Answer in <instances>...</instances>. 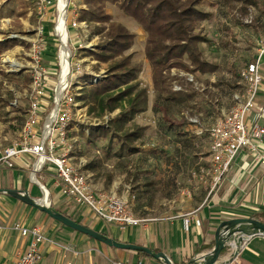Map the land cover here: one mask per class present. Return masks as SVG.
<instances>
[{"label":"crops","instance_id":"crops-1","mask_svg":"<svg viewBox=\"0 0 264 264\" xmlns=\"http://www.w3.org/2000/svg\"><path fill=\"white\" fill-rule=\"evenodd\" d=\"M19 7L15 8V0H0V44L2 45L0 47V89L7 87L8 91H13V88L10 87V82L14 85L16 84L17 86L15 85V87H30V85H26L23 77L26 75L31 76V70H29L32 64L30 56L31 44L25 40L13 38L11 35L21 33L20 36L27 37L31 33V28L33 27L31 19L32 11H19ZM22 14L24 15L22 16ZM42 17L44 19L45 15ZM45 28H48V26ZM259 47L252 57L255 60ZM19 66L22 70H12ZM149 68L151 70L150 65ZM21 72L24 75L20 79H13L14 76L19 75ZM229 74L230 81H220L219 87L226 85L228 89L233 91L232 104L230 106L232 108L234 105V95L243 92L245 83L240 76L237 77L230 72ZM261 74L262 84L257 99V106L250 114L249 122L264 126V67H262ZM152 76L150 83L153 84ZM212 77L213 75L204 76L203 79L199 80L194 77L195 88L203 95V98L205 93L211 95L209 87L212 86L210 80ZM206 80L209 82V85L206 84ZM190 84L192 83H186V85ZM2 85L3 87H1ZM3 92L4 90H0V107L4 102L2 100L7 96ZM24 94L29 99V91ZM205 101L207 100L205 99ZM16 102L18 101L16 100ZM207 102L208 104H213L209 103V100ZM8 107L12 115L16 111L15 109L18 108V106L12 104ZM207 107L212 110L211 116L215 112H218V107L215 104ZM188 113L190 117H197V115ZM203 115L199 114V123L195 124L189 120L187 115L183 114L186 124L184 133H191L189 134L190 137H188L189 140L185 136L180 137L175 136L173 133L169 134L174 136L177 144H183V148L185 146L192 147V151H179L182 147L178 145L176 153L174 152L169 157L167 164L162 166H159V163L162 161L156 153L157 157L154 158L158 162V167L153 170L139 168L137 177L132 185L130 183L132 180H130L121 183L122 185L115 183L112 187L110 186L105 190L101 188V185L95 183L93 174L90 176V181L97 191L116 192L123 197H129L131 194L135 195L137 197L136 200L131 202L133 214L137 218L148 220L141 226L127 228L125 232L121 231L122 233L115 232V230L104 232L110 238L121 243L145 247L155 253H164L173 264H187L197 256L208 254L214 249L216 231L222 222L239 218H252L254 215L264 213V165L255 162L249 154H241L219 187L211 192V178L208 175L205 176L200 173L203 168L208 169L210 167V140H208V144L206 143L204 147L197 144L193 137L209 136V130L225 115L208 125L204 122ZM27 117L28 113L26 119ZM179 123L183 124L184 121L180 120ZM157 128L159 130L158 126ZM159 133L163 134L160 131ZM14 142L6 147L12 145ZM71 142H73L72 139ZM2 149L0 148V150ZM152 156H155L154 152H152ZM74 161L76 160L74 159ZM26 163L33 164L34 160L25 157V159L18 161L15 169H12L17 170L15 174L16 178L8 175L7 178L10 179H6L8 184H5V181L2 180L4 183L0 185V189L27 192L25 186L23 187V181L29 178L33 184L34 182L32 181V171L28 170L29 167L25 166ZM196 173L198 174L197 177H195ZM41 174L46 175V177L44 176L45 183L39 182L38 187H40V184L46 188L50 185L52 191H55L52 187L53 182L56 180V174L50 171H45ZM149 175H151V178H148ZM40 179L43 178L40 177ZM39 189L41 194H43L41 187ZM58 194L61 196L60 193ZM4 195H0V225L4 228L0 230V264H17L19 257L29 246L27 239H23L12 230L13 224L17 222L24 224L26 227L45 224L50 229L56 230L59 236L73 237L75 241L83 244V249H81L83 254L81 259L84 260L83 264H112L117 261L129 264H136L140 261L161 264L153 258L141 256L138 252L118 250L106 245L101 246L99 243H95L98 244L95 245L92 243L95 241L86 236L79 235L77 232V235L73 236L71 233L65 231L69 230L67 227H63L62 231L54 225H58V222L56 223L45 218L48 215L8 195V197H3ZM31 197L39 199V197ZM56 202L57 200L54 199L49 204L56 206ZM59 210L65 212L62 209ZM85 212L88 213L90 211L85 209ZM187 218L191 220L188 229L185 225ZM76 220L95 231L103 232V227L99 229L103 222L92 225L91 220L85 215L77 217ZM197 221L200 222V226L197 225ZM114 227L119 228L117 226ZM44 233L46 234L45 231ZM243 241H246V247L234 261L230 262L234 252L230 248H227L222 253L219 264H264V236L244 238ZM56 251L59 252L55 247L46 245L44 247L45 257L42 264H64L63 260L61 263L60 259H58L59 257H56ZM93 253H97L98 255H92Z\"/></svg>","mask_w":264,"mask_h":264},{"label":"rangeland","instance_id":"rangeland-1","mask_svg":"<svg viewBox=\"0 0 264 264\" xmlns=\"http://www.w3.org/2000/svg\"><path fill=\"white\" fill-rule=\"evenodd\" d=\"M45 1L46 4L45 8L43 9L44 13L40 14L38 8L39 3H41L42 0H15V8L17 9V7L20 6L18 8L19 11L25 10L26 7V11H32L31 19L33 27L31 28V33L28 34L27 37L20 36L21 33L12 34L11 37L25 40L27 43L31 44V47L34 42L39 41L42 47L45 49L42 55L41 63L43 67H45V69L49 72L47 74L46 81L48 83L47 93L50 99L46 100L45 102L46 110L49 112L54 105L56 86L59 84L58 77L61 73L60 50L62 44L61 39L56 33V26L59 18V0ZM255 1L258 3V6L248 7L247 11H249V15L247 14L246 16H243V14L240 12L243 11L242 7L244 4L239 0H202L199 5L201 10L212 14L211 19L203 22L197 31L202 35V37L210 41L209 43L207 42L201 45L203 48L204 58L212 60L220 67L218 73L213 75V77L210 79L212 83V86L209 87L211 89V95H207V93H205L206 96L204 95V98L201 97V99H206L207 101L209 100V103H213L218 107V112H215L213 116L208 117L203 115V120L205 123H207V125L213 123L215 120L225 115L232 104L233 91L228 89L226 85H222L220 87L217 86L219 82L230 81V74L228 70H230L231 66H234L237 71L246 66L253 59L252 57L256 52V49L264 43V0ZM83 3L84 0H68L66 10L67 40L71 55L69 60L71 70V74L69 76V85H71V92L74 94H77L80 88L85 85V82L83 81L85 73L92 75L93 81L97 82L106 76L108 68V65L99 63L93 57L84 56L85 49L94 51L98 45L103 43V39L101 36H95L92 33V28L86 22L79 21L80 11L87 8ZM105 11L111 15L114 23L125 26L131 33L136 35L132 49L126 54H133V63L142 67V74L140 75L139 80L142 87L147 89L149 94V110L146 113L138 116L134 121V124L136 125L147 127L145 134L146 144L139 145V152L137 154L124 157L122 159L114 157V153L116 151H113V154L110 158L106 157L105 151L103 149V143H100L96 146L89 145L87 144L86 139L83 137V133H81H88L89 128L94 129L95 127L107 125L109 120L114 118L119 113V111L113 114H108L103 118H97L96 116L89 114L88 107L83 106L80 103L74 112L73 124L70 128V137L73 141L71 142V145L74 146L73 150L75 154H71V156L76 160V163H79L82 159V162L80 163H82L85 173H87L89 177L93 174L94 177H92L93 180H95V183L101 185L102 189L107 190L115 183L122 185L121 183L130 180H132L130 182L132 185L134 183L133 181H135L137 177L138 169L141 167L143 169L150 170L158 167V162L154 157L160 156V160L162 162L159 163V166H162L167 164L169 157L173 155L175 151H177L176 147H178V145L182 147V149L180 147L181 150L179 151L185 152L192 151V147L185 146L183 148V144H177L175 142L173 135L168 136L159 133L157 128L159 120L158 118L163 117V115L167 116V113L168 116H171L172 113L175 112V109L168 111L169 109L164 101H157L158 95L153 89V84L150 83V79L153 74L151 73L152 71L149 68L145 56V45L147 38L146 32L135 19L124 14L116 6L108 4ZM44 15L45 17L42 19V16ZM73 19H78L79 29H73L70 27ZM239 24H242V26ZM46 26H48V28H45ZM43 27L44 32L40 34L39 32ZM75 65L81 66V72L74 70L73 67ZM32 66H34L33 60L29 68L31 71ZM96 67L98 68V71H96ZM12 70L18 71L22 69L19 66ZM171 73L172 77L177 78L176 80L172 81L173 88L175 85L183 87V85L188 82V77L185 76L187 74L186 72L173 69ZM181 78L183 79L180 80ZM10 85L9 86L13 88L12 90L14 92L8 91L7 87L0 89L1 91L4 90L3 93L7 95L5 99L3 98L4 100L2 101L4 102L0 107V148H5L7 145L17 141L20 138L19 134H21L23 122L26 120V115L29 109L28 106L30 104L29 99L26 98L24 94L27 91H30V87H15L16 84L14 85L11 82ZM1 87H3V85ZM16 100L18 102H16ZM10 104L18 106L20 110H18V108L15 109L16 111L12 115V112H10L8 107ZM157 105L163 111V114H160L159 117L153 112V107ZM207 106H209V104ZM207 106H204V109H207ZM207 110H210V108ZM188 112L189 111H184L183 114L187 115V117L191 119L200 118L199 114H197V117H190L188 116ZM181 115L178 116L177 120H182ZM153 150L155 151V156H152ZM92 164H95L96 167H89ZM28 170L33 171V169L30 167ZM16 173L17 170L6 171L4 169H0V185L4 183L2 180L5 181V184H8V181H6V179H8V175H12V178H16ZM38 175L39 176H36L37 181L32 180L34 184L29 180V178L24 180L23 187L25 186V189L31 194V196L39 197L41 200L44 198L45 194L44 192V195L41 194L39 189L40 187H38L39 184L37 183L40 182L44 184V176L46 177V175ZM40 177L43 179H40ZM148 178H151V175H149ZM47 188L49 189V193H51L45 196L48 199V204L56 199V207L64 210L66 213H69V215H71L73 218L76 219L77 217L85 215L91 220L92 225H94V223H100L94 214L90 212L86 213L83 207L71 203L66 200V198L59 196V192L57 190L52 191L50 185L47 186ZM5 196L8 197L7 195H4L3 197ZM45 218L56 222L49 216H45ZM54 225L63 231V226H58L60 224ZM39 226L54 242L61 245H74L73 247L77 251L82 252L81 249H83V244L75 241L73 237L62 235L59 236L56 230L54 231L50 229V227L45 224H41ZM102 227L103 232H111V230H115V232L122 233L127 230H121L105 223H102L99 229H102ZM65 231L67 233H71L73 236L77 235L76 232H72V230ZM92 243H99V245L105 246L104 244L96 241ZM92 255L98 254L93 253ZM56 257H59L58 259H60L62 263V254L60 252H57ZM81 258L82 257L77 258L78 260H74H77V264H83L84 260Z\"/></svg>","mask_w":264,"mask_h":264},{"label":"trees","instance_id":"trees-1","mask_svg":"<svg viewBox=\"0 0 264 264\" xmlns=\"http://www.w3.org/2000/svg\"><path fill=\"white\" fill-rule=\"evenodd\" d=\"M201 1L84 0L83 4L87 8L80 11L79 21L86 22L92 28V33L103 39V43L94 51L85 49L84 56L93 57L99 63L108 65V68L106 76L97 82L93 81V76L89 73L84 74L85 85L78 91L77 102L88 107L89 114L97 118L119 111L107 125L89 128L88 133L81 132L87 144L96 146L103 143L106 157L110 158L113 151H116L114 157L118 159L137 154L139 145L146 144L147 127L136 125L134 121L149 110V94L139 80L142 67L133 63V54H126L132 49L136 35L125 26L113 22L111 15L105 11L108 4L116 6L124 14L135 19L147 34L145 56L152 70L153 89L158 95L157 101H164L168 111L175 109L171 116L167 113V116L159 117L163 114L162 109L158 105L153 107L154 114L159 117V131L168 136L170 133L175 136H185L189 140L191 133H184L186 124L183 112L211 116L212 110H207L209 107L204 109L208 103L201 99L203 95L196 90L195 85L185 84L182 90L177 92L172 86V81L177 78L171 75L173 69H178L199 80L219 71L218 64L204 58L201 45L210 41L197 32L201 24L212 17L211 13L200 9ZM239 1L244 4L243 11H240L243 16L249 15L248 7L258 6L255 0ZM26 8L23 11H26ZM239 25L242 26V24ZM0 47H2L1 44ZM254 61L255 59H252L238 71L231 66L229 72L238 77L241 70ZM95 69L98 71L97 67ZM22 75H24L23 72L14 76L13 79H20ZM23 78L26 85L32 84L30 75ZM206 84L209 85L207 80ZM48 99L50 98L46 100ZM180 115L184 121L183 124L177 120ZM208 138V135L193 137L197 144L204 147L210 140ZM152 152L155 153L154 150ZM89 167L94 168L96 165L92 164ZM52 208L82 224L71 215L57 209L54 204ZM252 218L264 224V213L254 215ZM100 233L109 237L104 232ZM225 251L226 249L223 252ZM139 254L151 258L145 253L139 252Z\"/></svg>","mask_w":264,"mask_h":264},{"label":"built area","instance_id":"built-area-1","mask_svg":"<svg viewBox=\"0 0 264 264\" xmlns=\"http://www.w3.org/2000/svg\"><path fill=\"white\" fill-rule=\"evenodd\" d=\"M45 4V0L39 3L40 14L44 13ZM70 26L79 29L78 19H73ZM43 32L44 27L39 33ZM44 50L39 41L34 42L30 48L34 66L31 71L32 84L29 91L28 117L23 125L20 138L12 145L0 150V168L12 170L15 169L18 161L25 157L32 158L33 164H25L33 169L32 180L33 176L36 178L38 174L45 171L54 172L56 180L52 188L69 202L88 209L100 222L117 226L121 230L141 226L148 220L137 218L133 214L131 202L137 197L132 194L129 197H123L116 192L97 191L89 175L83 170L82 163H80L82 161L76 163L71 156L74 146L71 145L69 135L74 112L80 104L77 102L78 93H72V87L68 83L61 99L57 100V85L54 105L47 112L45 102L49 96L46 77L49 72L41 63ZM257 54L256 60L240 72V78L245 83L243 92L234 95L232 108L209 130L211 163L208 169L203 168L200 173L211 178V192L219 187L241 154H249L255 162L264 165V126L249 122L250 114L257 106L262 84L264 43L259 47ZM74 70L81 72V66L75 65ZM185 76L188 77L189 83L196 84L192 75L186 74ZM174 88L175 91H181L183 87L175 85ZM189 119L192 123H199L198 118ZM197 175L196 173L195 177ZM40 187L44 194H50L48 188L41 184ZM190 223L191 220L187 218L185 220L187 229ZM197 225L200 226L199 221ZM3 229L0 225V230ZM12 230L29 241L27 250L19 257L17 264H42L46 245L59 250L64 264H77V258L83 256L82 252L77 251L73 246L54 242L39 226L26 227L17 222L13 224ZM245 247L246 241L241 244L240 248L233 246L230 249L240 254ZM112 264L129 263L117 261ZM136 264L156 263L140 261Z\"/></svg>","mask_w":264,"mask_h":264},{"label":"water","instance_id":"water-1","mask_svg":"<svg viewBox=\"0 0 264 264\" xmlns=\"http://www.w3.org/2000/svg\"><path fill=\"white\" fill-rule=\"evenodd\" d=\"M1 194L8 195L9 197L35 208L63 226L110 248L145 253L161 264H173L164 253H155L145 247L118 242L98 231L91 229L90 227L71 220L62 213L54 210L50 204H47L46 206L40 205L37 203L40 199H33L29 192L12 189H0V195ZM45 196H47L46 193ZM45 196L44 198H46ZM254 236H264V224L260 221L253 218H239L224 221L217 228L214 249L208 254L197 256L187 264H219V260L225 249L233 246L240 248L241 244L244 242V238H252ZM238 254V251L234 253L230 262L234 261Z\"/></svg>","mask_w":264,"mask_h":264},{"label":"bare ground","instance_id":"bare-ground-1","mask_svg":"<svg viewBox=\"0 0 264 264\" xmlns=\"http://www.w3.org/2000/svg\"><path fill=\"white\" fill-rule=\"evenodd\" d=\"M67 5L68 0H59L58 3V12L59 18L58 23L56 26V33L57 36L61 39V50H60V66H61V75L59 77V84L57 88V100L61 99L63 91L66 89L69 83V76H70V50L68 47V40H67ZM33 180L35 181L36 178L33 176ZM40 205L46 206L48 204V199L43 198L40 201H37Z\"/></svg>","mask_w":264,"mask_h":264}]
</instances>
